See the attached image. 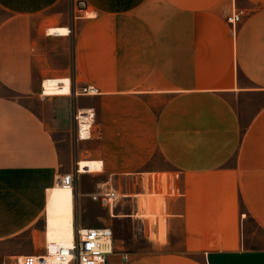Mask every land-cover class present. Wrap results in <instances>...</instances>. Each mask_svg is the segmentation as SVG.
<instances>
[{
  "label": "crops",
  "instance_id": "crops-1",
  "mask_svg": "<svg viewBox=\"0 0 264 264\" xmlns=\"http://www.w3.org/2000/svg\"><path fill=\"white\" fill-rule=\"evenodd\" d=\"M0 13V264L38 255L48 193L79 170L74 228L84 201L126 181L114 210L159 236L137 196L165 187L166 242L127 264H264V0H0ZM171 22L190 33H161ZM87 110L102 140H78Z\"/></svg>",
  "mask_w": 264,
  "mask_h": 264
},
{
  "label": "rangeland",
  "instance_id": "rangeland-1",
  "mask_svg": "<svg viewBox=\"0 0 264 264\" xmlns=\"http://www.w3.org/2000/svg\"><path fill=\"white\" fill-rule=\"evenodd\" d=\"M0 16L1 13H0ZM189 22H171L170 24H164L162 27L161 33H190L191 27L188 26ZM47 29L49 27L45 28L44 34H47ZM155 30V29H154ZM154 33H158V29L156 28V31H153ZM120 65H124L123 62H120ZM95 76H91L92 82H95ZM114 78L118 76H113ZM59 79V78H57ZM105 79V78H104ZM41 84V94L43 93V83ZM92 83V84H93ZM88 87V86H85ZM82 87L79 90L85 88ZM94 129H101L100 123L98 121V116L96 113V122H95ZM90 160V159H89ZM83 175V174H81ZM92 175V174H89ZM82 181V180H81ZM82 183V182H81ZM104 179L97 177L93 175L88 180H84L82 183L83 187H85L86 191H90V193H96L98 188H101L104 184ZM133 184L128 183L126 181H123L120 186L109 184V187H114L113 189H119L120 193L125 192V190L129 189ZM163 194L166 193L165 187H163ZM111 191V190H110ZM115 193V192H114ZM147 195L149 194L148 188L146 189ZM155 200V204L152 205V207L156 209H151V214L153 213L154 216H150V218L146 219V222L151 226L152 230L157 229L160 233L159 236L155 234V231L151 232L150 240L153 242H159V243H165V228L166 224L164 221V209H163V203H162V188L156 187L153 191L150 192ZM153 197L150 199L153 200ZM124 199H126V196H123ZM158 201H157V200ZM157 206V208H156ZM130 205L129 204H122L117 208V210H113V215H110L108 210L106 208H103L101 203L93 202L90 198L89 201H84L78 208L77 218H76V226L80 228H90V229H100V228H110L113 230L114 238L116 241V251L115 256L112 258V261L114 264H127V262H131L132 260L144 257L147 254L148 248H149V239L144 236L143 233V223L142 219H128L126 217L120 218V211L123 210V214H128ZM158 216V217H157ZM157 218V219H155ZM157 222V223H156ZM158 225V226H157ZM250 226H253L252 224ZM37 231L35 240H36V248H37V254H43L45 249V229L43 228V223L39 224L37 226ZM28 236V235H26ZM246 236V235H245ZM264 241V238H263ZM29 243L28 239L24 237L23 239L17 240L14 243L11 244V248H18V247H24ZM74 245V244H73ZM122 255H128V260L124 261L122 259ZM13 264H15V259L13 261Z\"/></svg>",
  "mask_w": 264,
  "mask_h": 264
},
{
  "label": "built area",
  "instance_id": "built-area-1",
  "mask_svg": "<svg viewBox=\"0 0 264 264\" xmlns=\"http://www.w3.org/2000/svg\"><path fill=\"white\" fill-rule=\"evenodd\" d=\"M243 12L236 10L233 14L227 18L228 24L236 27L243 18ZM70 97H82L89 96L93 97L95 93H98L92 86L85 87L81 90H73ZM43 98H47L44 93L41 94ZM56 97V96H49ZM88 111H91V115ZM92 118L93 123L87 125V119ZM74 120L77 124V138L79 141L88 140H102L103 132L100 128L94 129L96 122V112L94 110H87L78 112L74 116ZM83 132L87 133V137L83 138ZM77 175L80 172L63 176L59 179V183L63 187H74ZM116 196H106L105 192L96 194L93 196V201L101 203L103 208H106L110 215L114 210V200ZM76 240L74 246L70 248H62L55 244H50L46 241L45 249L43 254L39 255H28L18 257L15 259V264H114L112 258L115 256L116 241L114 238L113 230L110 228L90 229L76 226ZM124 261L128 260V255H122Z\"/></svg>",
  "mask_w": 264,
  "mask_h": 264
},
{
  "label": "bare ground",
  "instance_id": "bare-ground-1",
  "mask_svg": "<svg viewBox=\"0 0 264 264\" xmlns=\"http://www.w3.org/2000/svg\"><path fill=\"white\" fill-rule=\"evenodd\" d=\"M87 18L94 17L93 13L87 12ZM99 93H95L96 96ZM71 96V95H70ZM91 115V112H90ZM87 124H92V118H88ZM80 167V164H79ZM80 172V170H79ZM48 197V205L46 210V230H45V240L50 244H55L56 246L62 248H70L74 245V239L76 236V230L74 228V219H73V200H74V187H57L54 190L50 191ZM106 196H117L120 195L111 191H105ZM116 197V198H117ZM153 197L150 194L145 195L141 194L137 196V204H138V216L141 218H150V216H154L155 208V200L150 198ZM157 200V199H156ZM158 201V200H157ZM154 205V208L152 205ZM154 209L152 215L151 209ZM157 208V206H156ZM115 217V215L112 213ZM156 216V215H155ZM158 217V216H157ZM157 219V218H155ZM157 223V222H156ZM158 226V225H157ZM85 228H82V231ZM76 240V239H75ZM45 247V246H44Z\"/></svg>",
  "mask_w": 264,
  "mask_h": 264
},
{
  "label": "water",
  "instance_id": "water-1",
  "mask_svg": "<svg viewBox=\"0 0 264 264\" xmlns=\"http://www.w3.org/2000/svg\"><path fill=\"white\" fill-rule=\"evenodd\" d=\"M79 7H80V9L82 10V9H84V8L86 7V5H85V3L81 2V3L79 4Z\"/></svg>",
  "mask_w": 264,
  "mask_h": 264
}]
</instances>
